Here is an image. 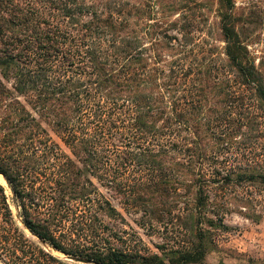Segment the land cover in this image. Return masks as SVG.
<instances>
[{"label": "trees", "instance_id": "trees-1", "mask_svg": "<svg viewBox=\"0 0 264 264\" xmlns=\"http://www.w3.org/2000/svg\"><path fill=\"white\" fill-rule=\"evenodd\" d=\"M220 2L226 64L224 71L209 66L210 87L190 54L162 66L160 48L186 47L173 45L177 38L165 32L148 49L132 30L128 7L0 0V174L31 233L66 255L97 264H207L216 246L213 230H228L226 207L215 197L234 185L264 186L258 163L249 168L208 164L212 156L204 142L227 119H235L237 133L246 128L252 143L260 140L264 120V67L252 60L237 30L235 0ZM11 82L31 110L15 97ZM207 87L226 110L214 121L200 122L196 115ZM32 111L53 126L74 158L59 152ZM47 163L53 181L37 186L34 179ZM92 178L144 208L142 226L180 219L185 240L158 245L154 252L129 244L118 232L106 235L102 216L122 215ZM182 189L192 203L179 207V215H173L178 205L150 207L155 198H182ZM0 194L6 223L14 226L1 185ZM254 218L259 222L260 216ZM78 235L81 244L74 247L61 239L76 243ZM119 240L122 245L116 246Z\"/></svg>", "mask_w": 264, "mask_h": 264}, {"label": "rangeland", "instance_id": "rangeland-1", "mask_svg": "<svg viewBox=\"0 0 264 264\" xmlns=\"http://www.w3.org/2000/svg\"><path fill=\"white\" fill-rule=\"evenodd\" d=\"M81 1L88 5H94L99 10L115 3L128 7V11H132L129 14L132 30L144 38L143 42L148 49L156 43V39H160L162 33L167 32L169 35L176 37L177 39L173 41V45L179 47L181 43L186 47V50L180 48L179 51L174 50L173 52L160 48L158 54L163 56L162 66H167L170 61L175 60L177 57H179L178 59L185 58L190 54L193 61L200 64L198 65L199 73L204 72L200 75L203 83L210 87L213 82L205 75L209 66L224 71L226 54L222 33V15L225 13V8L220 0ZM233 16L236 19L237 30L244 39V44L248 48L252 60L259 68L264 67V0H235ZM159 27H162V29H159ZM146 33L149 34L146 35ZM151 33H153L154 38H151ZM149 55L154 56L152 49L149 51ZM7 85L15 93L13 82ZM214 92L215 90L207 87V100H205L202 110L196 115L200 122H203L205 118L214 121L217 117L225 114L226 109L220 103L222 99L216 92L215 96ZM15 97L31 110V106L25 97H21L16 93ZM218 111L221 113H218ZM32 114L42 123L52 141L59 147V152L74 158L70 148L53 130V126L49 122L43 121L40 114L34 111H32ZM237 125L234 118L227 119L226 124L208 136L204 142V145L206 143V149L212 156L208 164L218 168L220 165L225 164L229 168H249L258 163L259 167L262 165V169H264V120L262 121L261 138L258 141H253V143L250 142L252 134L250 135L246 128H243L241 133H237ZM208 164H205V167L208 168ZM78 167L86 176L84 167L79 163ZM39 173L42 174L36 177L37 180L34 179V181H37L34 184L37 186L43 184V186L49 187L50 181H53L52 166L47 163ZM187 179L191 178L188 177ZM92 180L105 198L122 215V217L116 219L102 216L108 229H106V235L109 236V233L114 235L118 232L129 244H143L154 252L159 251L157 249L158 245L185 240V230L180 219L166 220V225L147 223L146 226H142L141 218L144 214V208L133 207L131 200L124 195L101 185L94 178ZM0 185L4 188L7 204L13 214L14 225L10 226L6 223V212L0 194V264H77L68 261L65 255L56 252L46 241H44L45 243L41 242L42 239L26 228L22 222L21 210L17 205V201H15L14 195L1 175ZM235 186L215 197L217 199H215V202L217 201L218 204L226 207L224 225L228 227V230L222 231L221 228L213 230L216 246L208 255L207 264H264V186ZM48 191H50L49 188ZM179 193H182V198H155L154 201L150 202V207L157 205L161 208V203H164L166 208L171 205H178L174 209L173 215H179V207L185 208L188 202L192 203L191 197L190 199L185 198L183 189ZM259 216L260 220L256 222L254 217ZM75 228L79 229L78 226ZM78 234H82V232L79 231ZM79 237L80 235L74 237V239H77L76 243L67 241L63 237L61 239L65 241L66 245L74 247V244H81ZM114 244L121 246L122 242L119 240Z\"/></svg>", "mask_w": 264, "mask_h": 264}, {"label": "water", "instance_id": "water-1", "mask_svg": "<svg viewBox=\"0 0 264 264\" xmlns=\"http://www.w3.org/2000/svg\"><path fill=\"white\" fill-rule=\"evenodd\" d=\"M0 175L3 177V179H4L5 183H6V185H7V186L9 187V189L11 190V193L14 195V193H13L11 187H10V184L8 183V181L6 180V178H5L2 174H0ZM14 197H15V195H14ZM17 210H18V208H17ZM40 241L43 242V243H45L44 240H43V241L40 240ZM53 249H54L56 252H58V253H62V252L56 250L55 248H53ZM62 254L65 255V257H66V259H67L68 261H71V262H74V263H77V264H97V263H95L94 261H92V260H90V259H87V258H82V257H77V256H70V255H66V254H64V253H62Z\"/></svg>", "mask_w": 264, "mask_h": 264}]
</instances>
